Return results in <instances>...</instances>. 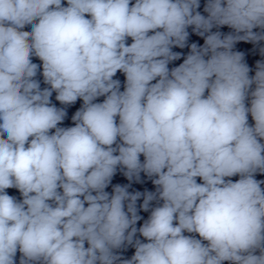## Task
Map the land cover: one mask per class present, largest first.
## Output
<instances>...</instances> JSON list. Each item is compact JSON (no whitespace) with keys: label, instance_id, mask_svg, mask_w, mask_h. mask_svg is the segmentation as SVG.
Here are the masks:
<instances>
[{"label":"clouds","instance_id":"obj_1","mask_svg":"<svg viewBox=\"0 0 264 264\" xmlns=\"http://www.w3.org/2000/svg\"><path fill=\"white\" fill-rule=\"evenodd\" d=\"M240 42L264 57V0H0V264H264Z\"/></svg>","mask_w":264,"mask_h":264}]
</instances>
